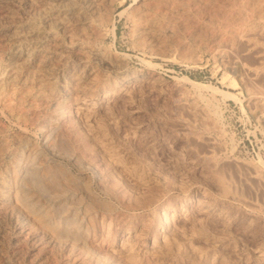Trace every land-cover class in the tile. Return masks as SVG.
Segmentation results:
<instances>
[{
	"label": "rangeland",
	"instance_id": "rangeland-1",
	"mask_svg": "<svg viewBox=\"0 0 264 264\" xmlns=\"http://www.w3.org/2000/svg\"><path fill=\"white\" fill-rule=\"evenodd\" d=\"M263 69L264 0H0V264H264Z\"/></svg>",
	"mask_w": 264,
	"mask_h": 264
},
{
	"label": "bare ground",
	"instance_id": "bare-ground-1",
	"mask_svg": "<svg viewBox=\"0 0 264 264\" xmlns=\"http://www.w3.org/2000/svg\"><path fill=\"white\" fill-rule=\"evenodd\" d=\"M139 13H140V12H139ZM136 14H137V13H136ZM140 14H141V13H140ZM260 30H261V29H260ZM241 32H242V31H241ZM248 34H249V33H248ZM252 34H253V33H252ZM252 34H251V35H252ZM242 35H243V34H242ZM242 35H240V37H242ZM251 35H249V37H251ZM244 36H247V35L245 34V35H243V37H244ZM237 37H238V36H237ZM249 37H248V39H249ZM245 38H246V37H244V39L242 38V40L245 41L244 43H246V41H247V43H248V40H245ZM253 38H254V37H253ZM229 39H231V38H229ZM231 40H232V39H231ZM233 40H234V39H233ZM233 40H232V42H233ZM256 41H257V39H256ZM249 42H250V41H249ZM251 42H252V40H251ZM254 42H255V40H254ZM255 43H256V42H255ZM250 44H251V43H250ZM256 44H257V43H256ZM248 45H249V44H248ZM257 46H258V45H257ZM257 46H256V47H257ZM248 47H250V45H249ZM252 48H254V47H252ZM222 49H224V48H222V46H221V49H220V50H222ZM245 49H247V47H246ZM259 49H261V48H259ZM262 49H263V48H262ZM256 51H257V50H256ZM257 52H259V51H257ZM261 54H262V53H261ZM257 57H258V55H257ZM261 58H262V56H261ZM260 63H261V62H260ZM263 71H264V69L262 70V72H263ZM260 72H261V71H260ZM251 73H252V72H251ZM253 73H254V72H253ZM198 84H199V83H198ZM256 88H257V87H256ZM256 88H255L256 91L253 90V92L255 91L254 93H256V94H255V97H254L255 100H254V99H253V100H254V102L257 101V103H259V104L256 103V105H260V106H261V107H260L261 109H258V110H260L259 112H260V114H261V116H262V115L264 114V90H262L261 88H259V89H258V88L256 89ZM251 92H252V91H251ZM253 92H252V93H253ZM252 93H251V94H252ZM254 93H253V95H254ZM252 97H253V96H252ZM252 97H251V98H252ZM254 104H255V103H254ZM262 117H263V116H262ZM209 153H210V152H209ZM253 170H254V168H253ZM253 172H254V171H253ZM253 176H254V175H253ZM220 177H221V178H220L219 180H220V182H222L224 179L222 180V176H220ZM221 180H222V181H221ZM258 181H260V179H259ZM260 182H261V181H260ZM223 185H224V187H225L227 184L223 183ZM226 188H227V187H225V189H226Z\"/></svg>",
	"mask_w": 264,
	"mask_h": 264
}]
</instances>
